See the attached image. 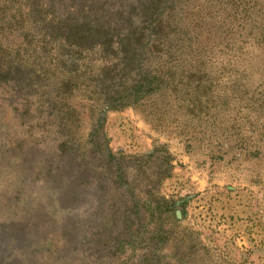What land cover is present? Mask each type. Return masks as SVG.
<instances>
[{"label": "rangeland", "instance_id": "374dc122", "mask_svg": "<svg viewBox=\"0 0 264 264\" xmlns=\"http://www.w3.org/2000/svg\"><path fill=\"white\" fill-rule=\"evenodd\" d=\"M202 1L169 88L90 141L87 101L49 115L0 73V264H264V0Z\"/></svg>", "mask_w": 264, "mask_h": 264}, {"label": "trees", "instance_id": "16d2710c", "mask_svg": "<svg viewBox=\"0 0 264 264\" xmlns=\"http://www.w3.org/2000/svg\"><path fill=\"white\" fill-rule=\"evenodd\" d=\"M94 1L10 0L16 4L12 7L0 0V28L22 38L10 44L4 34L0 38V73L8 75L5 81L14 80L28 94L40 93L49 115L69 118L70 101L76 97L87 101L89 141L102 134L108 111L137 105L169 88L165 72L179 64L168 58L181 56L185 42L189 51L196 39L185 37L184 28L177 29L176 4L181 0H136L129 10L118 7L113 12L109 3L114 0ZM212 1L194 4L192 12L204 6L211 11ZM184 27L191 31L189 25ZM4 57L11 60L4 63Z\"/></svg>", "mask_w": 264, "mask_h": 264}]
</instances>
